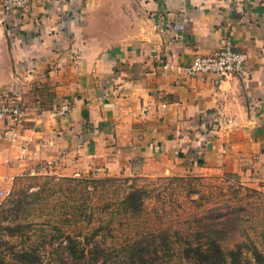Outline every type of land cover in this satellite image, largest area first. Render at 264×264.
<instances>
[{
    "label": "crops",
    "instance_id": "crops-1",
    "mask_svg": "<svg viewBox=\"0 0 264 264\" xmlns=\"http://www.w3.org/2000/svg\"><path fill=\"white\" fill-rule=\"evenodd\" d=\"M1 17L0 4V102L24 109L14 133L0 118L3 186L48 161L72 175L264 176V0H30ZM226 40L248 54L242 74L164 67Z\"/></svg>",
    "mask_w": 264,
    "mask_h": 264
},
{
    "label": "rangeland",
    "instance_id": "rangeland-1",
    "mask_svg": "<svg viewBox=\"0 0 264 264\" xmlns=\"http://www.w3.org/2000/svg\"><path fill=\"white\" fill-rule=\"evenodd\" d=\"M132 192L138 209L126 202ZM69 246L88 257L68 255ZM199 248L213 264H264V176L107 177L53 165L14 176L0 196V264H203L185 257ZM145 249L165 256L142 261Z\"/></svg>",
    "mask_w": 264,
    "mask_h": 264
},
{
    "label": "built area",
    "instance_id": "built-area-1",
    "mask_svg": "<svg viewBox=\"0 0 264 264\" xmlns=\"http://www.w3.org/2000/svg\"><path fill=\"white\" fill-rule=\"evenodd\" d=\"M1 23L5 24L12 16L18 12L28 9L30 0H1ZM248 54L239 50L230 41L226 40L222 46L210 54L196 53L187 65H176L173 62H165V68L176 69L190 76H202L203 74H213L217 82H222L233 75L244 72L248 62ZM72 109L70 103L64 104L59 110V115H65ZM24 109L15 96H6L0 102V118L8 124L7 133L14 131L21 125ZM1 137V135H0ZM56 165L55 161H48L36 170L42 171L44 168ZM13 178L5 180L3 188L0 189V196H7L12 191Z\"/></svg>",
    "mask_w": 264,
    "mask_h": 264
},
{
    "label": "trees",
    "instance_id": "trees-1",
    "mask_svg": "<svg viewBox=\"0 0 264 264\" xmlns=\"http://www.w3.org/2000/svg\"><path fill=\"white\" fill-rule=\"evenodd\" d=\"M117 180V179H116ZM115 181V180H114ZM113 181V179L112 180H105V181H99V182H106V183H104V185L105 184H107V183H110V182H114ZM128 198H127V200L128 201H126V202H128V203H130V205L131 206H133V207H135V208H137L138 209V199H139V197H140V194H138L137 195V193L136 192H132V193H130V194H128V196H127ZM136 204H137V206H136ZM74 249H76L75 247H73V246H69L68 247V250H69V254L68 255H76V253H77V256H79L80 258H82L83 260H85L88 256V253H89V251L86 249V247L85 246H81L80 247V249H77V250H74ZM200 249V248H199ZM215 251L217 252V253H221L222 255H223V258H224V252H223V250H222V248H220V247H217L216 249H215ZM232 251V252H231ZM195 253V254H197L198 256H199V259H201V260H203V264H205L206 262H208V261H211L210 262V264L212 263H214V261L212 260V259H214V258H212V254H211V251H204V250H201L200 249V251L199 250H195V249H186L185 250V257L186 258H190L191 257V254L192 253ZM230 252H231V254L232 255H230V259L233 261V250H230ZM90 254H92V252L90 251ZM163 256H165V251H164V253L163 252H161V251H157V250H154V252H152V251H150V250H146L145 249V252H143V253H140V255H139V257L141 258V260L142 261H149V259L150 260H159V259H161V258H164ZM228 256L227 257H225V262L228 260ZM209 263V262H208Z\"/></svg>",
    "mask_w": 264,
    "mask_h": 264
}]
</instances>
